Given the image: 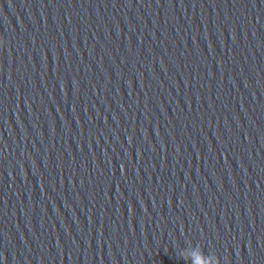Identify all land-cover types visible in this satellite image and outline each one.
<instances>
[{
	"label": "water",
	"instance_id": "water-1",
	"mask_svg": "<svg viewBox=\"0 0 264 264\" xmlns=\"http://www.w3.org/2000/svg\"><path fill=\"white\" fill-rule=\"evenodd\" d=\"M0 264H264V0H0Z\"/></svg>",
	"mask_w": 264,
	"mask_h": 264
}]
</instances>
